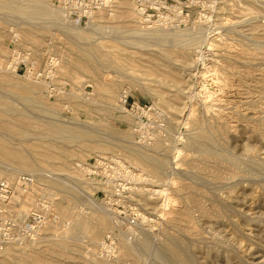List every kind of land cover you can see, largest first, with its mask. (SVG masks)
Listing matches in <instances>:
<instances>
[{"label": "rangeland", "instance_id": "1", "mask_svg": "<svg viewBox=\"0 0 264 264\" xmlns=\"http://www.w3.org/2000/svg\"><path fill=\"white\" fill-rule=\"evenodd\" d=\"M9 1L12 6L25 5L23 10L29 11L16 13L13 8L0 6V101H7L26 114H6L5 105L0 103L4 119L0 139L21 149L25 163L33 162L36 168L31 170L0 156V180L17 184L20 174L33 176L30 184L39 188L35 200L30 201L26 192L20 199L15 185L17 190L10 202V208L23 218L42 207V200H53L43 202L41 209L46 210V219L31 239L0 245V264H28L27 257L36 252L43 255L37 264H61L69 259L75 264H167L157 257V252L170 250V238L189 247L186 253L196 260L194 264H264V0H168L167 9L154 16V20H164L155 27L166 24L188 29L193 37H184L188 41L191 38V44L192 39L197 42L190 47L187 42L188 49L182 45L172 47L170 43L160 45L174 63L171 65L185 74L179 80L172 77L179 71L169 74L156 65L159 45L151 46L154 42L150 38L127 32L131 28L151 30L154 26L145 28L147 25L137 13L121 17L116 0L104 8L105 13L98 11L93 17L77 21L64 10L65 15H59L60 18L54 13L31 14L36 4V8L45 3V8L47 4L59 7L61 0ZM131 5L136 7V0H131ZM93 20L120 25L121 33L95 30L90 25ZM251 25L263 28L262 33L253 32ZM137 38L145 39L144 48L136 45ZM82 51L96 53L105 63L103 57L110 61L112 56L118 69L105 67L100 77L86 69L73 74L77 73L75 70L71 75L61 70L65 64L76 65L75 58ZM140 57H147L144 65L138 62ZM244 69L249 71L246 79ZM136 78L144 82L139 85ZM238 78H243L244 83ZM156 79H165L173 86L160 87ZM104 81L119 83L112 100L105 96ZM255 82L261 83L253 85ZM244 84L250 85L253 92L246 95ZM176 88L183 90L178 96ZM120 94L127 96L125 109L118 106ZM22 95L31 97L33 103L27 106ZM206 98L214 109L224 106L226 114L221 121L216 120L217 110L205 114L201 103ZM204 116L209 119L208 124L219 128L215 129L214 143H208L212 151L208 161L203 159L199 147L187 146L189 138L204 127ZM49 123L70 131L94 130L104 144L103 153L93 150L90 140H84L83 156L73 157L67 166L43 161L38 151L50 146L77 153L73 142L58 137L38 138L39 131L48 128ZM22 125L29 130L28 135L16 133ZM160 139L168 145L160 150L166 154L167 164L159 174L150 165L130 159L126 152L127 146H135L155 154ZM177 148L182 150L179 157L175 156ZM106 156L112 157L115 165L102 167L104 177L87 179L77 167L81 161L93 163L94 159ZM72 170L77 172V178L75 174L70 176ZM57 181L73 188L77 210H90L92 206L87 202H91L107 217L95 243L86 235L73 238L55 231L57 219L52 213L67 194L54 185ZM91 184L94 189L89 187ZM169 197L174 201L169 202ZM197 200L201 207L195 203ZM145 238H149L151 249L140 245ZM63 241L75 248V253H59L55 243ZM125 243L134 246L133 254L127 251ZM168 250L163 253L172 258Z\"/></svg>", "mask_w": 264, "mask_h": 264}, {"label": "bare ground", "instance_id": "2", "mask_svg": "<svg viewBox=\"0 0 264 264\" xmlns=\"http://www.w3.org/2000/svg\"><path fill=\"white\" fill-rule=\"evenodd\" d=\"M13 1V0H12ZM15 1V0H14ZM17 1V0H16ZM28 1V0H27ZM31 1V0H30ZM113 1L114 0H109L108 2H107V4L104 6V7H101L100 9H98L97 11H94V12H92L91 14H89V16L90 17H93L94 16V13H96V12H98V11H100V13L101 12H103V13H105V10H104V8H106L109 4H112L113 3ZM19 2V1H18ZM36 2H38V1H36ZM35 2V3H36ZM40 2H46V1H42V0H40ZM60 2H62V6H59V7H57V6H53V5H48L47 4V6L49 7V8H51V9H47L48 7H46L45 8V4H44V6L42 5V7H41V5H40V7H38V8H36L37 7V4L35 5L36 7L31 11V14H34V15H41V16H44V15H42V14H46V13H54V14H56L57 15V17L56 18H60V16L59 15H61L62 14V11L64 10L65 11V13H67V11H66V5H65V3H63V2H65V0H61ZM114 2H116V3H118L117 4V7H118V12H119V14H120V16L121 17H123V18H125V15L127 14V16L128 15H131L132 13H137V14H139L140 15V17L142 16V18H143V23L145 24V25H147V27H145V28H149V27H153L154 26V28L153 29H151L150 30V28L149 29H146V30H142V29H134L133 28V30H132V28L130 29V30H127V32H129V31H131L132 33H133V35H139L140 37H138V38H141L142 36L141 35H143L144 36V38H150L151 40H153V44L151 45V46H153V45H159V49L156 51V54H158V56L159 57H157L159 60L156 62V65L161 69V70H164V71H166V72H169V74H171V71H179V72H176V73H174V74H172V77H174L175 78V80H176V78H177V80H179L180 79V76L182 75V76H185V74H180V71H182V70H180V68L179 67H176V65L175 66H173V65H171V64H174L171 60H170V58L168 57V55H166L167 54V52L165 53V49H163V48H160V45L161 44H163L162 46L163 47H165V46H167L166 45V43H170L169 45H171L172 47H178V45H179V47H181V45L184 47V49L186 48V49H188V45L189 44H191L190 42H191V38H190V41H188L189 40V37H190V35L193 37V35L192 34H188V33H190L191 31L189 30L188 31V29H186L187 30V32H186V30H184V29H180V28H177L176 26H170V25H164V24H162V26H159V25H157V26H159V27H155V24H157V23H160L161 21H164V20H162V18H159L158 20H154V19H152L151 18V15L148 13H146L145 11H144V9H141L138 5H137V2H136V7H134V6H132L131 5V0H116V1H114ZM158 2H160V1H158ZM34 3V4H35ZM29 4V3H28ZM39 4H41V3H39ZM31 6H32V4H30ZM135 5V4H134ZM0 6H1V8H5V7H10V8H13V9H15L16 11V13H25L24 11H29L28 9H26V10H23V8H24V6L22 7V8H20V7H18V6H20V5H18V6H12L11 5V3H10V1L9 0H0ZM3 6H5V7H3ZM26 6H27V4H26ZM34 7V6H33ZM29 8V7H28ZM32 8V7H31ZM7 9V8H6ZM5 9V10H6ZM7 10H9V9H7ZM31 10V9H30ZM18 11V12H17ZM63 11V12H64ZM110 11V13L111 14H113V13H115L113 10H109ZM10 12H12V11H10ZM14 12V11H13ZM4 13V12H3ZM30 14V13H29ZM64 14V13H63ZM62 14V15H63ZM20 15V14H19ZM65 15V14H64ZM41 16H37L38 18L39 17H41ZM53 16V15H52ZM25 17V16H24ZM133 17V16H132ZM36 18V17H35ZM54 18V17H53ZM33 19V18H32ZM95 19H97L96 17H95ZM94 19V20H95ZM135 19V18H134ZM92 21L91 22V28L93 27V29H95V30H99L100 32H102V33H107V32H118L119 30H120V25L118 26V25H104V24H101V23H98V22H95V21ZM166 21V20H165ZM57 22V21H56ZM60 22V21H59ZM49 23V22H48ZM168 23V22H167ZM64 24V23H63ZM73 25V24H72ZM153 25V26H152ZM126 26V25H125ZM143 26V25H142ZM141 26V27H142ZM144 27V26H143ZM123 28H124V26H123ZM128 29V28H127ZM250 29L253 31V32H255V33H262V31H263V28L262 29H260L259 28V26H255V25H251L250 26ZM79 30H82V29H79ZM126 29H124V31L123 32H125L126 33V31H125ZM87 31V30H86ZM122 32V33H123ZM76 33V32H75ZM119 33H121V30H120V32ZM185 34H188L187 36L185 35ZM194 34V33H193ZM196 34V33H195ZM263 35H264V33H263ZM184 36H186V37H188V40H187V38H185ZM132 38H134V36H132ZM137 38V39H138ZM144 38H142L141 39V41L144 39ZM149 39V40H150ZM203 39V38H202ZM138 42L136 43V45H138L139 47H143L145 44L143 43V41H145V39L141 42L139 39L137 40ZM198 41H199V39H198ZM183 42H184V44H183ZM187 42H188V45H187ZM186 43V44H185ZM192 43L193 44H191V46L192 45H194V44H197V42L195 43L194 41H193V39H192ZM199 43V42H198ZM144 44V45H143ZM185 45V46H184ZM212 45V44H211ZM161 46V47H162ZM170 46V47H171ZM199 46V45H198ZM254 46H256V45H254ZM253 46V47H254ZM259 46V45H258ZM145 47V46H144ZM143 47V48H144ZM169 47V48H170ZM189 47H190V45H189ZM260 47V46H259ZM147 48V47H146ZM256 48H257V46H256ZM167 49V48H166ZM258 49V48H257ZM153 50V49H152ZM154 50H156L155 48H154ZM153 50V51H154ZM183 50V49H182ZM254 50V49H253ZM256 50V49H255ZM254 50V51H255ZM260 50V49H259ZM100 51H106L107 52V50H100ZM148 51H149V49H148ZM168 51V50H167ZM239 51H241V50H239ZM247 51V50H246ZM155 52V51H154ZM154 52H152V53H154ZM249 52V51H248ZM252 52V51H251ZM105 53V52H104ZM241 53V52H240ZM96 53H92V52H87V51H82L81 53H79V55H78V57H76L75 58V60H76V65L74 64V65H64L62 68H61V70L63 71H68V73L71 75V73H73V71L75 72V70H76V72L77 73H73V74H79V72L77 71V70H81V69H86V70H84V71H87L88 72V70L89 71H91V72H93L94 74H96L97 76H101V73L102 72H104V71H106V68L105 67H107V68H112V67H115V68H117L118 69V65H117V61L115 60V58H113L112 56H111V60L109 61L108 59V57L110 56V54H104V55H106L107 56V60H106V57H103L104 59H105V61H106V63L104 62V61H102L101 60V57H98L97 55H95ZM100 55H102V53H99ZM93 55V56H92ZM242 55H243V53H242ZM244 55H245V53H244ZM246 55H248V54H246ZM251 55V54H250ZM250 55H248V57H251ZM92 56V57H91ZM239 56V55H238ZM244 57V56H243ZM247 57V56H246ZM1 58V57H0ZM102 58V59H103ZM144 59H147V57H140V60H138V62L139 63H141L142 65H144ZM153 60V59H152ZM146 61V60H145ZM68 64V63H67ZM189 64V63H188ZM1 65H2V62H1V59H0V68H1ZM121 65V64H120ZM179 65V64H178ZM181 66V65H180ZM183 66V65H182ZM121 68V67H120ZM124 68V67H123ZM185 68V67H184ZM126 69V68H125ZM238 69V68H237ZM112 70H113V68H112ZM243 70V69H242ZM245 70V69H244ZM250 70V69H249ZM82 71V70H81ZM111 71V70H110ZM117 71V70H116ZM251 71V70H250ZM83 72V71H82ZM118 72H119V70H118ZM245 73L243 74V75H247V73L249 72L248 70H245L244 71ZM242 73V72H241ZM251 73H253V72H251ZM255 73V72H254ZM233 74V73H232ZM263 74V73H262ZM220 75V74H219ZM242 75V76H243ZM245 75V77H244V79H246V76ZM250 75V74H249ZM167 76H169V75H167ZM213 76H216V74L215 75H213ZM249 77V76H248ZM251 77V76H250ZM240 78H241V76H240ZM137 80H135V81H139V80H141L140 79V77H139V80H138V78H136ZM143 79V78H142ZM182 79V78H181ZM239 79V78H238ZM260 80H261V78H260ZM156 81L157 82H159V86L161 87H166L167 88V86H173V84H171V83H169V82H167V80H163V79H156ZM239 81H240V79H239ZM238 81V82H239ZM243 81V78L241 79V81L240 82H242ZM141 82L142 81H139V85H141ZM144 82V81H143ZM142 82V83H143ZM254 82V81H253ZM259 82V81H258ZM257 82V83H258ZM243 83H244V81H243ZM249 83H251V82H249ZM256 82L253 84V85H255V84H257ZM261 83V82H260ZM260 83H258V84H260ZM229 84V83H228ZM248 84V83H247ZM235 85V84H234ZM238 85H241L240 83L238 84ZM245 85V84H244ZM264 85V84H263ZM246 86V85H245ZM103 87H104V89H105V91H106V97H107V99L108 100H112L113 98H115V94H116V92H117V89L119 88V83L117 82V81H110V82H108V81H104L103 82ZM191 87V86H190ZM236 87V86H235ZM238 87V86H237ZM254 87V86H253ZM170 88V87H169ZM234 88V87H233ZM237 89H240V88H237ZM236 89V90H237ZM262 89V88H261ZM236 90H235V92H236ZM245 94L247 95V93H250L251 92V87H250V85H247L246 86V88H245ZM257 89H255L254 90V92L256 91ZM231 91V90H230ZM237 91H239V90H237ZM242 91V90H241ZM173 92H175V91H173ZM181 92H183V90L182 89H180V88H176V92H175V95L176 96H178ZM253 92V91H252ZM251 92V93H252ZM241 93V92H240ZM243 93H244V89H243ZM260 93V92H259ZM262 93V92H261ZM212 94V93H211ZM238 94H239V92H238ZM237 94V97L238 98H240V94L238 95ZM209 95V94H208ZM230 95V94H229ZM233 95V94H232ZM236 95V94H235ZM251 95V94H250ZM210 96V95H209ZM263 96V95H262ZM119 97H120V101H121V103L120 104H118V106L121 108V109H125L126 108V106H125V101L127 100L126 98H127V96H125L124 94H120L119 95ZM245 97V96H244ZM21 98H23L24 99V102L25 101H27V103H28V105H27V103H26V105L27 106H29V104L31 105L32 103H33V99L31 98V97H29V96H23L22 95V97ZM208 98V97H207ZM207 98L206 99H203L202 100V103H201V105H202V109H204L205 111L204 112H206L205 114H207V112L209 113V112H214V110H217V109H214V106L212 105V104H210V102L207 100ZM242 98V97H241ZM251 99V98H250ZM245 100V99H244ZM250 101V100H249ZM0 103L1 104H4L5 105V108H4V111L3 112H5L6 114H10V115H17L18 114V116H16V117H19V115H20V117L21 116H23L24 114H26V113H24V111L25 110H20V109H18V108H16V107H14V106H12L10 103H8L7 101H0ZM213 103V102H212ZM215 103V102H214ZM247 103V102H246ZM228 104V103H227ZM231 104V103H230ZM216 105V104H215ZM223 106V105H222ZM222 106H219V107H221L222 109H219L218 107H216V108H218V112H216L217 114H215L217 117H216V120H219V121H221V118L223 117V115L224 114H226L225 112H224V110H223V108H224V106L222 107ZM231 107V106H230ZM248 107V106H247ZM228 108V107H227ZM257 110V109H256ZM229 111V110H228ZM230 111H232V110H230ZM252 111V110H251ZM183 112V111H182ZM191 112H192V110H191ZM215 113V112H214ZM191 114V113H190ZM234 114V113H233ZM232 114V115H233ZM204 115V114H203ZM225 116H228L229 117V115H225ZM24 117H25V115H24ZM212 117V116H211ZM227 117V118H228ZM206 117L204 116V119H205ZM236 118V117H235ZM203 119V122L201 123V125H204V127H201V129L200 128H197V131H198V129H200L197 133H195L193 136H191L190 138H189V141L187 142V146H189V148L190 147H193L194 146V148H196V147H199L201 150V152L203 153V159L204 160H206L207 159V157L209 156V153L210 152H212V151H210L209 150V146H208V143H210V141L211 142H213L214 140H213V138H214V135H215V129H219V128H217L216 126H218V125H216V126H212L213 124H208V121H209V119H205L204 120ZM190 120V119H189ZM222 121L223 122H225L224 121V118L222 119ZM261 121V120H260ZM211 122L212 123H214L212 120H211ZM229 122V121H228ZM259 122V121H258ZM184 123V122H183ZM198 123H200V122H198ZM210 123V122H209ZM219 123H221V122H219ZM4 124V119H3V117L1 116V110H0V125H3ZM50 124V123H49ZM230 124V123H229ZM215 125V124H214ZM231 125V124H230ZM206 127V128H205ZM216 127V128H215ZM27 128V127H26ZM196 129V128H195ZM263 129V128H262ZM27 130V129H26ZM25 130V128H24V125H22V129H19L18 131H16V133L18 134V135H28V131H26ZM218 131V130H217ZM196 132V131H195ZM29 134H30V132H29ZM53 137H58V138H61V139H65V140H67V141H70V142H73V143H75V150H77V153L76 152H74L73 150H69V151H66V150H60V149H58L56 146L54 147V146H50L48 149H42V150H39L38 151V155H39V157L43 160V161H45V162H50L51 164H53V163H57V164H59V166H62V168L63 167H65V166H67L70 162H71V160H72V158L73 157H75V156H83V154H82V152H83V149H84V146H85V144L83 143V141L84 140H90L91 141V143H93V145H92V149L93 150H97L98 152H100V153H103V150H104V144H102L96 137V134H95V131L94 130H92V129H76V130H68L66 127H63V126H58V125H56V124H54V123H52V124H50V126L48 127V128H45V129H43V130H41V131H39V134H38V138L39 139H42V140H45L46 138L48 139V138H53ZM170 140V139H169ZM180 140V139H179ZM172 143V142H171ZM214 143V142H213ZM167 145H168V143H166V141L164 142L162 139H160V141H158L157 143H156V145H155V148H156V150H157V153H155V154H153V153H150V152H148V151H146V150H144V149H142V148H138V147H135V146H127L126 147V152H127V154H128V156H129V158L130 159H132V160H134V161H136V162H139V163H145V164H148V165H150V167L152 168L151 170H153L155 173H157V174H159V173H161L162 172V170L165 168V166H166V164H167V159L165 158V156H166V154L164 155L163 153H160L161 151L160 150H164V149H167ZM211 145V144H210ZM214 145V144H213ZM170 146V145H169ZM196 146V147H195ZM212 146V145H211ZM104 147V148H103ZM144 147V146H143ZM187 149V148H186ZM191 149H193V148H191ZM211 149V148H210ZM152 151V150H151ZM193 151V150H192ZM196 151V150H195ZM80 152H81V154H80ZM181 152H182V150L181 149H178L177 148V150H176V152H175V156L176 157H179V155H181ZM197 152V151H196ZM164 153H165V151H164ZM218 153V152H217ZM221 154V153H220ZM0 156H2V157H4V158H6V159H8V160H14L15 162H18L20 165H24L26 168H28V169H31V170H34L36 167H35V165H34V163L33 162H28V163H25V155H24V153H23V151L21 150V149H19V148H16V147H13L11 144H9L6 140H3V139H0ZM217 157V156H216ZM203 159H201V160H203ZM206 161H208V160H206ZM135 162V163H136ZM195 163V162H194ZM211 166V165H210ZM208 168V167H207ZM210 169V168H209ZM255 169V168H254ZM208 170V169H207ZM83 171V170H82ZM211 171V170H210ZM229 171V170H228ZM232 172V171H231ZM70 176H72V177H75V175H76V178H77V172L75 171V170H72V171H70ZM75 174V175H74ZM210 174V173H209ZM207 176V175H206ZM217 177V176H216ZM7 181H9V180H7ZM37 181V180H36ZM9 182H11V181H9ZM38 182H39V180H38ZM87 183V182H86ZM90 182H88V184H89ZM107 183V182H106ZM206 183V182H205ZM37 184H39V183H37ZM95 184H98V183H95ZM108 184V183H107ZM54 185L55 186H58V187H61V188H63V190H65V192H67V194L66 195H64V197H65V199L62 201V202H60V203H58L56 206H55V213H52L53 214V216H55L54 218H56L57 219V221H56V223L54 224L55 226V231H57L58 233H60V234H65V235H71V237H73V238H76L77 236H79V235H86V236H88L89 237V239H90V241L91 242H93V243H95L98 239H99V237H100V235H101V233H102V231H103V229H104V227H105V225L107 224V217L103 214V213H101V212H99L100 210H98V209H96L95 207H93V203H91L90 202V204H89V202H87L86 200L84 201V202H87L88 203V205H90V206H92V207H90V210H87V211H85V210H77V205H78V201H77V198L76 197H74V193H73V191H72V187H67L66 185H65V183L64 182H55L54 183ZM79 185V184H78ZM93 184H91V185H89V187H91V188H93V186H92ZM18 186V185H17ZM29 189H27V190H21V188L20 187H18L19 189V198L21 199L22 198V196H23V194L26 192L27 194H26V196L28 197V199L30 200V201H33V200H35V197H36V195H37V192H38V189L36 188V186H34V185H29ZM85 187V186H84ZM86 187H88V186H86ZM203 187H204V185H203ZM94 189V188H93ZM207 190V189H206ZM45 192V191H44ZM89 192V191H88ZM156 192V191H155ZM160 192H162L161 190H160ZM189 192H191V191H189ZM14 196V195H13ZM12 196V197H13ZM198 196H200V195H198ZM202 196V195H201ZM172 197V196H171ZM81 198H83V197H81ZM206 198V197H205ZM171 199H173V201H174V198H170L169 197V199H167V200H169V202H171ZM81 199H79V201H80ZM12 201V198H11V200H10V202ZM211 201V200H210ZM66 202H69V205H66ZM145 202H148V201H145ZM12 203V202H11ZM50 203V202H49ZM151 202H149V204H150ZM153 203V202H152ZM167 203V202H166ZM195 203L199 206V207H201V202L200 203H198V200L197 201H195ZM14 204V203H13ZM52 204V203H51ZM148 203H145V205H147ZM12 205V204H11ZM49 206V205H48ZM79 206V205H78ZM80 208H82V207H80ZM86 207H84V209H85ZM98 208V207H97ZM53 209V208H52ZM199 209V208H198ZM203 209V208H202ZM210 210V209H209ZM21 212H23L22 210H21ZM53 212V211H52ZM28 214V213H27ZM23 215V214H22ZM25 216H27V215H25ZM184 216H185V214H184ZM66 219V221H67V226H65V224L63 225L62 223L65 221V219ZM177 218H179V217H177ZM176 219V218H175ZM64 220V221H63ZM65 221V222H66ZM177 221V220H176ZM187 221V220H186ZM64 222V223H65ZM178 222H179V220H178ZM36 230V229H35ZM34 230V231H35ZM129 230V229H128ZM135 232V231H134ZM168 240H170L169 241V245H170V250H171V254H172V258H171V255H170V258L168 257V256H166L167 255V253H166V255L163 253V252H167V248H165L164 246V248L166 249H164V251L162 250V251H156L157 252V257L160 259V260H162L164 263H167V264H194V261H196V260H194L193 261V259H192V256L190 257V255H188L187 253H186V250L189 248H186L187 246H186V244L185 243H183L182 241H179L178 239H175V238H170V239H168ZM190 241V240H189ZM191 242V241H190ZM58 247H59V253H61V254H63V255H65V254H72V252L73 253H75V248H71L70 246H69V244L66 242V241H63V242H56L55 243ZM102 244V243H101ZM142 247H144V248H146V249H151L150 248V246L152 245V244H150V241H149V238H145V239H143L142 241H141V244H140ZM76 246V245H75ZM125 248L127 249V251L129 252V253H132L133 254V252H134V246L133 245H130V244H126L125 243ZM162 248V247H161ZM160 249V248H159ZM170 250H168V251H170ZM188 251V250H187ZM34 253L36 252V251H33ZM33 252L31 253V255L33 254ZM170 253V252H169ZM28 254V253H27ZM42 254V253H41ZM41 254H39L38 252H36L35 253V255H33V256H30V257H27V260H28V264H37V261H41L42 259H43V255H41ZM19 256L21 255V254H18ZM17 255V256H18ZM20 257H22V256H20ZM24 257V256H23ZM70 257V256H69ZM25 258V257H24ZM52 258V257H51ZM71 258V257H70ZM18 259V258H17ZM26 259V258H25ZM54 259H55V257H54ZM3 260H6V259H3ZM24 260V259H23ZM8 261V260H7ZM18 261V260H17ZM20 261H22L21 260V258H20ZM57 261V260H56ZM61 261V260H60ZM45 263V262H44ZM5 264V263H4ZM61 264H75L74 262H73V260L72 259H69V260H67V261H65L64 263H61ZM138 264V263H137Z\"/></svg>", "mask_w": 264, "mask_h": 264}, {"label": "built area", "instance_id": "3", "mask_svg": "<svg viewBox=\"0 0 264 264\" xmlns=\"http://www.w3.org/2000/svg\"><path fill=\"white\" fill-rule=\"evenodd\" d=\"M109 0H65L66 11L70 18L83 20L89 17L94 11L104 7ZM160 1V2H158ZM137 5L144 9V11L151 15L154 19L155 14L167 9L168 0H136ZM127 100L125 101V103ZM99 159V161H98ZM115 161L112 157H103L94 159L93 163L89 161H81L77 163V167L82 169L84 177L87 179H95L97 176L104 177L105 172L102 167L107 169L114 166ZM33 181V176L29 173L19 175L17 184H13L5 179L0 180V245L8 243L26 242L32 237V233L46 219L43 202L52 201L48 198L42 200V207L36 208L31 211L25 218L18 216L17 211L10 208V200L15 194L17 187L21 190H27L30 183ZM15 212V213H14Z\"/></svg>", "mask_w": 264, "mask_h": 264}]
</instances>
